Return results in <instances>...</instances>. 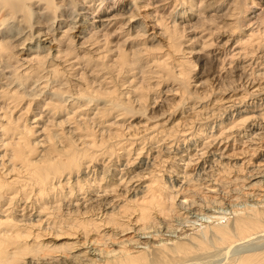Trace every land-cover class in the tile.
Masks as SVG:
<instances>
[{
    "label": "rangeland",
    "instance_id": "rangeland-1",
    "mask_svg": "<svg viewBox=\"0 0 264 264\" xmlns=\"http://www.w3.org/2000/svg\"><path fill=\"white\" fill-rule=\"evenodd\" d=\"M41 1L42 0H32L28 3L32 14L27 15L26 19L23 18L22 21H19L22 17V13L20 11L13 13V15H6V12L8 10H5L4 8L0 9V21L1 18L7 17L4 24L0 25V43L3 45H9L10 53L12 55L14 54L13 59H17L19 64L20 62L24 63L23 66H21L20 68L18 67V71L20 72L21 70H23L22 68L26 66H30L31 69H33L32 67L35 66L34 61L29 60L31 54L34 55V53H37V49H34L35 47L33 46L35 45V42H33L34 40L39 39L41 45L44 44L46 48L51 47V51L53 52V54L55 53L54 50L63 51L65 50V48H70V42H74L73 47H76V53H79V56L82 57L79 58L78 63L74 65L75 69L67 70V73H70L71 75L64 74L63 76L64 79H66L65 81H67V85H71H68L70 86L69 89L71 88V91H80L84 93V97L83 99L81 98V100L78 101V104L82 103V106L77 108L81 111H77L76 113H74L75 115L71 113L75 108L72 109L68 104H65L63 106L60 105L61 107H59L56 112L51 110V107H47L46 110H48L49 115L45 114V112H42L41 118L37 120V123H35L34 121L31 122L33 118L38 117L37 115H35L36 111L29 110L28 113L20 118L16 124L19 125V129L22 127L23 123L27 124V126H32V130L35 129L34 133L31 132L28 134V137L26 136L27 139L30 137L32 142H35V148L40 149V146L38 147V144L40 143L48 145L47 148L46 146L42 148L43 152H39L38 156L35 157L34 154H31L30 156H33V159L39 158V154L41 153L46 154L47 156H44L47 158H50V156H55V152L57 151H54V149H57L59 154H62L63 156L56 155V157H62L61 159L65 160L64 152H66L65 150H68V146L66 145L73 142V146L71 145L72 150L71 147H69L70 151H74V149L75 151H77V146L79 147V149L81 147V151H83V149L85 148L81 146L80 143L83 141L82 139L84 138V135L89 132L93 135L96 134L95 139L97 140V138L99 139L100 136L98 135V132L101 131V129H105L102 133V137L105 142L101 146L99 145V147L95 148L94 150H96V153L99 152V150L105 151L102 153V155L96 156L93 162H91V166L96 165L94 174L90 172L87 175H82V172L84 173L85 171V168L83 166L87 163V160L85 158L80 159V157L77 156L79 166L72 165L74 174H72L73 176L71 175L69 177L68 183H66L67 181L65 182V178L62 179V177L60 178V183L58 186L56 182H54L53 185L45 184V186L31 182L32 180H30L28 181V185L23 189V191L20 190V194L18 193L19 200H21L20 204L25 202V208L20 211V209H22L21 205L17 207L15 206V204H12V206L10 205V208L13 209V218L22 219L17 223V231L19 230L18 234L20 235L21 233L22 235H20L21 239L19 238L20 242L22 243L26 241L27 243L25 242V244H27L28 246H25H30L28 249L26 247L23 248V251L25 252H22L25 253V257L23 254L22 255L24 258H21L22 256L19 257L18 261H23L20 262V264H26V261H29L30 259H33L32 264H60L59 259L62 258L61 256H68L69 254L75 253V250H79L80 248L87 251L91 249V247L100 248L102 251H106L111 248L130 249L132 244L138 238L134 233L135 227L146 224L148 221H146L145 219L149 220V225H155V227H151L153 234L152 241H155V243H147L144 253L137 259L133 260L130 264H236L237 261H239L246 255L253 253L264 254V224L247 237H240L241 239L235 237V239L233 238L232 241L225 244L223 243V245H221L222 243L218 245L214 243V245H212V242L209 244L206 250L204 249L203 251L193 249L190 252L191 254L189 253L186 254L187 256H185L182 254H174L176 253L174 251L172 254L170 250H161L160 247L156 245V240L160 241L162 239L161 236L165 237L161 230L163 232L165 231L164 226L165 224H167V222H171V217L173 218L171 223L174 222V225L171 224L170 227L178 228L181 223H186L184 221L186 220V217H183L187 212L182 213L181 210L179 211V213L175 212L174 214L173 211H169L168 213V210H165L167 213L165 212L164 214L161 212V215V213H158L154 209V207L149 204L151 208L148 209V214L151 217L147 216V218L141 220L138 216V212H140V209L138 208H140L144 204H148L146 202L149 198H146V196H142V193L145 192L144 189H146V185L153 186L154 189L156 187V190L158 189L157 193L162 192L159 194V197L161 198V200L164 197L163 201L167 206V204H170L171 200L168 199V194L172 195L174 201L178 197V195L174 196V189L169 186L170 184L173 183L177 187L178 184L179 186L196 187L197 190L202 189V191H205L213 190L210 189L207 185H210L211 182L215 181L219 186L217 192L220 191L219 193H221L220 196L223 200H221L223 204L220 205L217 210L228 213L227 215L229 216L232 215L230 212V208L233 204L235 205V208H238L241 206V204L247 201L251 204L254 201L245 199L243 193L245 192V190L247 192H250V190L252 191V189L256 192L259 190V188H256L257 185H251L249 188L248 184L252 181H249L248 178H246L245 180L244 175L245 172L247 173L248 170H252L253 167H258L257 165H259L260 167L262 166V164H264V93L262 94V92H264V58H257V56H259L261 52L263 53L264 46L258 47L259 49L257 48V50L254 49V54H252V56L254 55L253 58H255L254 60L256 62L254 63V65H252L254 67L253 69L255 71V74L251 72L252 74L250 73L248 76L249 70L246 73H240V71L236 69H230V67L238 63V60H236L235 58L240 54H237L236 52L240 49L239 47H242V44L238 43L239 40L241 41V39L246 36L245 34L249 33V30L255 28L257 24L259 25L257 26L259 27L260 31L264 27V19H262L264 18V0H182L179 1V5H177V2L175 4L174 1L132 0L133 2H130V0H117L114 1L115 5L111 7H107V5L112 1H109V3L108 1L101 0H51L49 3H47L45 0H43L42 2ZM173 3L176 5V8H173L175 7L172 5ZM181 3L182 5H180ZM54 6L58 7L55 8ZM181 6L186 8L187 12H189V15L192 16H195L200 11L202 13L200 17L202 18H199V20L197 21H195V18H193V20L188 23L191 25L187 26L188 28H186L185 31L180 33L177 32V35L173 36V38L171 39L167 35L170 31H164V28H166L167 21L170 20L171 14H174L176 11H180ZM102 9H104L105 11H102ZM118 9V12L124 14L121 15L119 19H117L118 21L117 23H115V26L117 27V24L119 23V27L121 28L116 29L113 33L110 32V34L104 35V43L103 39L101 40V32H103L104 30L101 27H95V25L98 23L95 20L99 15L102 16L105 15L106 12H112ZM254 14H259L258 16L261 18L259 19V22L257 21V23L255 21V17H257V15L254 17ZM33 18H35L34 20L39 19L42 22L39 24H35L37 22H33L32 26L30 27L29 25L32 23ZM179 19L180 18H178V20ZM205 19L206 21H204ZM169 25L170 24H168V26ZM190 26L195 28L192 29ZM66 27H71V30L68 33H61V31ZM20 28H23L24 30L19 33ZM29 28H32V31ZM38 29H41L40 31L42 32H44V30L46 31L43 34H37ZM111 30L113 31L114 28H111ZM180 30L181 27L177 31ZM29 31H31V33ZM261 32L259 34L256 33L257 36L256 34H253V36L251 37V40L253 39V41H249L251 46L247 42L246 45L244 44V47L250 46L251 49L254 48L253 46L256 42V38L261 35ZM173 33L174 32H171V35H173ZM263 35L264 30L262 32L261 38L264 37ZM26 36H28V38ZM66 36L71 37L69 43ZM24 39H26V41ZM210 39L211 41L214 40L212 44L213 46L215 45L214 42L221 43L223 40H228L224 48L227 49V54L224 57V68L219 67L220 65L218 64V62H213V60H210L209 57H207L206 62H202L201 60H199L203 53H206L210 48H213L212 45L207 47L204 46V43L206 41L209 42ZM21 45H24V47ZM176 45H179L180 50L174 52V48L176 47ZM69 55L67 53L63 55L61 54L59 56L60 58H58L56 62L58 63L59 60L62 61L63 59L67 58L66 63L64 61L61 63H63V65L68 64V62L72 61V58L70 57L73 56V53ZM233 55L235 56V58ZM182 56H184L183 59L188 60V63L190 61H192V63L188 64L183 60V63H179L178 60H180ZM61 57L63 58L61 59ZM23 60H27V62H24ZM229 60H232L231 63H228ZM160 61L161 64L159 65L158 62ZM176 63L177 65L181 64V66H177ZM162 64H167L168 66L175 64L176 70L171 68L166 70L162 67ZM120 65H122L123 68L121 73L119 72V74L118 70H120ZM60 66L61 65L59 64L57 68H60ZM179 67H182L180 70L185 71L183 72L184 76H180V74L178 73L179 71L177 70L179 69ZM126 69L128 71L123 72V70ZM230 70H232L233 72H230V74L226 73ZM43 72L44 70L38 73H33V70H31L27 73V75L29 76V78L26 79V84H28L29 86H27V89L31 88L34 85L33 80L37 75L39 77L43 76ZM76 72H79V75L81 73V75L77 77L78 74H76ZM176 72L179 74V76L176 75ZM74 74H76V76H74ZM101 76H105L106 78L102 79L103 77L101 78ZM132 76H134L135 78ZM100 79L102 80L100 81ZM130 79L132 80L129 82ZM184 79H187V81H185ZM244 80H246L247 82H245ZM248 80H250L251 83H249ZM1 81L3 82L5 81V79H1ZM88 82L95 83L92 84ZM83 84L85 85V87ZM92 85H94L95 87L97 85V87H102L108 90L113 89L112 91L114 94L112 93L111 96L117 98V95L119 97V101H121L122 99H126L128 101L126 107L132 108V111H135V108L136 112L133 114L132 112L130 113L125 112L124 110L115 109L112 111H108L105 114L101 113L102 115L95 114L96 117L93 116V102L86 103L88 91L90 89L97 88ZM128 90H134V94L132 92L128 93ZM191 90L195 91L192 95H189V91ZM18 91L21 92L22 89ZM260 92V96L263 97L261 99H259L258 95ZM155 95L157 97L156 101L158 102V104L160 103L161 106H155L153 104L152 98L155 97ZM188 95L190 97H188ZM138 96L140 98L143 96L144 100L142 99L143 101H139L140 99ZM21 98L20 100H18V103H16L17 105L14 108L13 118L18 115L17 113L19 112V109L23 108V106L25 105V103H23L27 100L25 98L29 97L21 96ZM163 100L164 102H162ZM0 104H2V102H0ZM85 104H87L88 106ZM138 106L140 107L139 109ZM77 109H75V111ZM260 111L263 112V114ZM195 113L197 116L195 115ZM260 113L262 115L257 117V115ZM80 114H82V117ZM65 115H69L68 120L71 119L70 122L68 120L67 122L66 119H64L66 117ZM252 115L253 117H251ZM246 116H249L250 119H248V122L246 121L245 123L243 122V119ZM46 117H48L49 119ZM46 119L49 121L45 122ZM191 119L198 123H196V127L188 128L189 125H191ZM65 121L67 123H65ZM77 121L79 122L77 123ZM68 123L72 126L67 127ZM95 123H97V125ZM148 123L152 125L157 124L155 127H152L153 131L159 129L165 130L158 133V135L154 139H146L143 144V141H140L139 139H137L136 144L134 143L133 145H131L127 143L128 145L126 144L125 146L129 150H127V152H122V146L120 148L114 146L113 149H115L117 155H109V151H111L110 146L114 142H116L117 139L121 138V134H123L124 136L126 134L130 135L134 133V131L143 129L144 126H146ZM184 123L186 126L184 125ZM128 124H130V126ZM41 126L45 128V131H43V133L40 132ZM61 126L63 128H61ZM75 126L78 128V130H80L79 132L75 131ZM69 127L72 128L73 131V133H69L71 135H69L68 133L63 134L59 132L62 131V129L65 131ZM92 128L94 129V131H92ZM171 129L173 133L170 132ZM182 130H185L187 133ZM147 131L140 132L139 135L143 136L147 134L145 133ZM58 132L59 135H57ZM177 132L179 136L178 134H175ZM182 132H184L185 134H183ZM256 132L257 135H255ZM165 133H167V135ZM67 134L68 136H66ZM174 134L175 137L172 136ZM170 135L172 138H170ZM136 136H134V138H136ZM166 136L168 138L167 140L165 139L164 141H162L161 147L164 146L163 144H165V146H169V148L172 150H170L169 155L168 152L165 151L163 152L164 155L160 153L155 157V155L157 154L155 149L158 148L156 146H159L161 139ZM183 136H185V140H182L184 138ZM41 137L43 138L41 139ZM78 137L79 139H77ZM64 138L66 139L64 140ZM176 138L177 140L180 139V141L175 140ZM57 139L59 141L61 140V142H59ZM155 140L158 141L156 142ZM171 141H173L172 146L170 144ZM174 143H176L175 146ZM204 144H206V146H200ZM139 145L141 149H138ZM260 145H263V148H260ZM50 147L52 148L50 153H45V150L49 151ZM60 148L61 150H59ZM210 149H213V152ZM60 151L63 153H60ZM81 151L79 150L78 153H81ZM199 153H203V155L201 154V156ZM220 153L225 157H218ZM118 155L119 158L118 161H116L115 159L116 157H118ZM185 156L191 157L190 159L192 160L188 162V159ZM166 157L169 159H167ZM212 158H214L215 160ZM218 158L220 159L218 160ZM225 160L227 161V163ZM213 161L214 163H212ZM125 162L127 163V165L123 167ZM102 164H106V168H104L106 170L103 174L101 169ZM149 164L151 165L149 166ZM218 164L220 166L222 164V167L224 168L222 171H220L222 167L220 168ZM152 165L155 167H153ZM172 167L174 168V170ZM170 168H172V171ZM243 168H246L247 170L245 171V169ZM75 171L77 172V174ZM172 172L175 173L177 177L175 174L173 175ZM179 173H184L182 175L183 177H185V181L181 180L182 175H180ZM185 174H189V176H185ZM205 174L207 175L205 176ZM66 176H68L67 173ZM75 176L77 177L75 178ZM94 176H96L95 179ZM211 176L215 178H211ZM129 177L130 180H128ZM174 177L177 178L175 180L180 179L181 181L179 180L174 183L173 181L175 180L172 181ZM237 177H240V179H238ZM212 179L215 180L212 181ZM235 179L239 181H234ZM75 180L77 182L79 181L78 183L80 185H77L78 183ZM241 181L244 183H242ZM201 182H204V184H202ZM236 182L238 184L241 183L240 186H236L238 185ZM200 184L202 186H200ZM233 186L237 187L235 193H232L233 191H230ZM158 187H160L162 191L159 192ZM80 188L81 190H79ZM263 192L264 186L261 190H259V193L264 195ZM209 194L214 193L213 191H209ZM26 196L29 198L28 202L26 200H23L27 199ZM94 196L97 198H95ZM108 199H113L110 207H106L105 204L106 202H108ZM77 200L78 202H76ZM241 200H243V202ZM171 203H173V201H171ZM4 205L5 204H3V206ZM178 214L181 215L178 216ZM166 218L167 220H165ZM221 222L222 224H225L227 220L221 219ZM156 229H159V231ZM157 232L159 234H157ZM160 233L163 235H161ZM103 234L106 235L103 236ZM154 234L158 235L159 238L157 236L156 238ZM209 236L210 235H208V241H210L211 237ZM174 237L172 238L177 240L180 239L179 241H188H186L182 237V235H176ZM82 238L89 239V241L92 240V243H88L87 245L81 247L82 245H80V243L78 244V242L79 240L81 241ZM213 238L214 237H212L211 239L213 240ZM94 242L97 243L93 245ZM39 245L44 246V248L40 249ZM46 246L47 248H45ZM37 247L39 249H37ZM35 254L38 255L35 256ZM29 255L31 258H29ZM58 256L59 259H57ZM47 258L56 259V261L47 263ZM88 258L94 261L99 259L98 257L92 256L90 254H88ZM114 258L115 257L113 256H106L104 259L105 261L103 259H99L95 263L112 264L114 262L113 264H120L117 262V260H114ZM24 260L26 261L24 262Z\"/></svg>",
    "mask_w": 264,
    "mask_h": 264
},
{
    "label": "bare ground",
    "instance_id": "bare-ground-1",
    "mask_svg": "<svg viewBox=\"0 0 264 264\" xmlns=\"http://www.w3.org/2000/svg\"><path fill=\"white\" fill-rule=\"evenodd\" d=\"M32 1V0H0V9L1 8H4L5 10H8L6 12V15L7 14H10V15H13V13L15 12H18L20 11L22 13V17L19 21H22L23 18L26 19L27 15H31L32 12H31V9H30V6L28 5V3ZM43 1V0H42ZM41 1V2H42ZM47 3H49L51 0H45ZM54 1V0H53ZM60 1H64V0H60ZM83 1V0H82ZM101 1H112L110 4L107 5V7H111L113 5H115V2L114 1H117V0H101ZM134 1V0H133ZM132 0H130V2H133ZM136 1V0H135ZM161 1H174L175 4L177 2V5H179V1H182V0H161ZM174 3L172 4L173 8H176V5ZM171 5V6H172ZM182 5V3L180 4ZM192 6V5H191ZM190 6V7H191ZM55 7V6H54ZM58 7V6H56ZM55 7V8H56ZM183 6H181L180 8V11H176L174 14H171V18L170 20L167 21V26L166 28H164L165 30L164 31H170L167 35L169 36V38H173V36L177 35V32H183L186 30V28H188L187 26L191 25V24H188L189 22H191V20H193V18H195V21L199 20V18H202L200 17L201 16V12L199 11L195 16H192V15H189V12H187V9L186 8H182ZM192 8V7H191ZM190 9V8H189ZM55 10V9H54ZM229 10V9H228ZM102 11H105L104 9H102ZM107 11V10H106ZM118 10L116 11H112V12H106L105 15H102V16H97L98 18L95 20L96 22H98L95 27H101L104 31L101 32V40L103 39L104 43H105V37L104 35L106 34H110L115 32L116 29H119L121 27H119V23L117 24L118 26L116 27L115 26V23H117V19H119L121 17V15H123L122 13L118 12ZM240 12V11H239ZM253 12V11H252ZM237 13V12H236ZM235 13V14H236ZM34 14V12H33ZM231 15V14H230ZM257 15V17H255ZM259 14H254V17H255V21L257 23V21L259 22V19H261L259 16ZM237 17V15H236ZM235 17V18H236ZM178 18H180L178 20ZM7 19V17H3L1 18V21H0V25L1 24H4L5 20ZM35 18L32 19V23L29 25L30 27L32 26L33 22H37L35 24H39L41 23L42 21L39 20V19H36L34 20ZM53 19V18H52ZM79 19V18H78ZM208 19V18H207ZM211 19V18H210ZM213 19V17H212ZM264 19V18H262ZM30 20V19H29ZM34 20V21H33ZM130 20V19H129ZM178 20V21H177ZM237 20V19H236ZM31 21V20H30ZM194 21V22H195ZM206 21V19L204 20ZM203 21V22H204ZM238 21V20H237ZM254 21V22H255ZM120 22V21H119ZM192 22V23H194ZM215 22V21H214ZM121 23V22H120ZM213 23V22H212ZM238 23V22H237ZM263 23V22H262ZM168 24H170L168 26ZM197 24V23H195ZM258 25V24H257ZM256 25V26H257ZM70 26V25H69ZM122 26V25H121ZM255 28H252L251 30H249V33L245 34L246 38L244 39H241V41L239 40L238 43L242 44V47H239L240 49L237 50V54H240L238 55L236 58L234 56V58L236 60H238L236 64L232 65L230 67V69H236L238 71H240V73H246L248 70V76L249 74L252 72L255 74V71H254V67L252 65H254L255 62V58H253L252 54H254V49L257 50L258 47L260 46H264V37L261 38V35H262V32L264 30V27L262 28V32L259 30V25ZM181 27V30L180 31H177L179 30ZM191 27V26H190ZM198 27V26H197ZM111 28H114V30L112 31ZM192 29H194L193 27H191ZM3 29V28H2ZM30 29V28H29ZM32 29V28H31ZM30 29V30H31ZM24 29L20 28L19 29V33L22 32ZM41 29H38L37 30V34H43L45 33L46 30H44V32L40 31ZM71 30V27H66L64 28L61 33H68L69 31ZM109 30V31H108ZM32 31V30H31ZM31 31H29L31 33ZM192 31V30H191ZM3 32V31H2ZM92 32V31H91ZM171 32H174L173 35H171ZM261 32V35H259L257 38H256V42L254 44V48H250L251 44L249 43V41H253V39L251 40V37L253 36V34H259ZM29 33V34H30ZM95 33V32H94ZM97 33V32H96ZM33 34V33H32ZM256 34V36H257ZM63 36V35H62ZM264 36V35H263ZM28 38V36H26ZM67 39H68V43H69V40L71 37H68L66 36ZM26 38V39H27ZM182 38V37H181ZM26 39H24L26 41ZM60 39V38H59ZM168 39V38H167ZM169 39V40H171ZM189 39V38H188ZM34 40V39H33ZM194 40V39H193ZM23 41V40H22ZM24 41V42H25ZM213 41H210L209 42H205L204 46H210L213 44ZM220 41V40H219ZM33 42H35V45H33L35 48L34 49H37V53H34V55L31 54V56L29 57V60H32L34 61L35 63V66H33L31 69L30 66H26L24 68H22L23 70H21L20 72L18 71V67L20 68L21 66H23L24 63H21L20 64L18 63L17 59L14 60V54L12 55L10 53V48H9V45H3L0 43V102H2V104H0V264H20V262H23V261H18L19 260V257L22 256L21 258H24L25 257V251H23V248H25L26 246H28L27 244H25V242H20V239H21V233L20 235L18 234V231H17V223L20 222L22 219H14L13 218V209L10 208V205L12 206V204H15V206H20L22 207V209H20V211H22L26 204L22 203L20 204L21 200H19V195L18 193L20 194V190L23 191V189L28 185V181L32 180L31 182H34V183H38L40 185H45V184H52L54 182L57 183V186L59 185L60 183V178L62 177V179L65 178V182L68 183L69 182V177L74 174V171L72 170L73 166H79L78 164V158L77 156L80 157V159L82 158H85L87 160V163L83 166L85 168V171L84 173L82 172V175H87L88 173H92L94 174L96 168L95 166L96 165H93L91 166V162H93L94 158H96V156H100L102 155V153L105 151V150H99V152L96 153V150H94L95 148L99 147V145L101 146L105 140L103 139V131L105 130H102L98 132V135L99 136V139L97 138V140L95 139V135H93L92 133H86L84 135V138L82 139L83 141L80 143L81 146H83L85 149H83V151H81V147L79 149V147L77 146V148L81 151V153H78L79 150L77 149V151H70V148L71 147V150H72V146H73V142L66 145L68 146V150H65L66 152H64V159L65 160H62L61 158H57L56 155H62V154H59L58 150L57 149H54V151H57L55 152V156H50V158L48 157H45L47 156L46 154H39V158L37 159H33L34 157L33 156H30L31 154L38 156V153L42 151V148L44 146H46V148L48 147V145H44L43 143H40L38 144V147L40 146V149L38 148H35L34 145H35V142H32V140L30 139V137L27 139L26 136L28 137L29 133L31 132H35V129H33L32 126H27V124L23 123L22 127L19 129V125L16 124L17 121L22 118L26 113H28V111L30 110H34L36 111L35 115H37L38 117L37 118H33L31 122H35L37 123V120L41 118V114L42 112H45V114H48V110H46V108L48 107H51L50 109L53 110L54 112H56V110H58L59 107L65 105V104H68L70 106V108L72 109H77L79 107L82 106V103H79L78 104V101L81 100V98L83 99L84 97V93L78 91H71L69 89V87L71 86H68L67 85V81H65L66 79H64V74L67 75V74H70V73H67V70L68 69H75L74 65L76 63H78V60L79 58H81L82 56H79V53L77 54L76 53V47H73L74 46V42H70L71 43V46L70 48H65V50H54L55 53L53 54V52L51 51V47H48L46 48L43 45H41L40 43V40H34ZM93 42V41H92ZM175 42V41H174ZM228 40H223L221 43L219 42H214L215 45L213 46V48H210L208 50V52L206 53H203V55H201V58L199 60H201L202 62H206L207 61V57H209L210 60H213V62H218V64L220 65L219 67H222L224 68V61H225V55L227 54L226 53V50L227 49H224L226 44H227ZM250 44L249 47H244L246 44ZM32 43V42H31ZM82 43V41H81ZM167 43V42H166ZM254 43V42H253ZM24 44V43H23ZM238 44V45H240ZM245 44V45H244ZM29 45V44H28ZM15 46V45H14ZM24 47V45H21ZM202 46V45H201ZM173 47V46H172ZM175 47V46H174ZM101 48V47H100ZM203 48V47H202ZM248 48V49H247ZM12 49V48H11ZM26 49H27V46H26ZM259 49V48H258ZM261 49V48H260ZM180 50L179 49V45L174 48V52ZM243 50V51H242ZM255 50V51H256ZM259 51V50H258ZM19 52V51H18ZM62 52V53H61ZM75 52V54H74ZM104 52V51H103ZM257 52V51H256ZM71 54L73 53V56L70 57L72 58V61L71 60H68V61H71V62H68V64H64L61 63V62H67V58L63 59L62 61L59 60V62L57 63L56 61L58 60V58H60L59 56L62 54ZM235 53V52H234ZM235 53V54H236ZM258 53V52H257ZM84 54V53H83ZM117 54V53H116ZM121 54V53H120ZM201 54V53H200ZM100 55V54H99ZM168 55V54H167ZM65 56V55H64ZM70 56V55H69ZM102 56V55H101ZM120 56V55H119ZM170 56V55H169ZM231 56V55H230ZM232 56V57H233ZM99 57V56H98ZM121 57V56H120ZM184 56H182L180 58L179 63L183 61L187 62L188 63V60H185L183 59ZM206 57V58H205ZM264 58V51L263 53L261 52V54H259V56H257V58ZM63 57H61L62 59ZM97 59V58H95ZM232 59V58H231ZM28 60V61H29ZM88 60V59H87ZM119 60V58H118ZM24 62L27 60H23ZM102 61V60H101ZM190 61V60H189ZM232 60H229L228 63H231ZM176 62V61H175ZM15 63V65H14ZM178 63V62H177ZM176 63V65H177ZM183 63V62H182ZM189 63H192V61H190ZM188 63V64H189ZM59 64L61 65L60 68H57L59 66ZM158 64L160 65L161 64V61L158 62ZM261 64V63H260ZM105 65V64H104ZM163 68L168 70V69H175L176 65L173 64V65H170L168 66L167 64H162ZM214 65V64H213ZM177 66H181V64H178ZM261 66V65H260ZM104 67V66H103ZM120 70H118V73L122 71V68L123 66L120 65ZM161 67V66H160ZM192 67V66H191ZM214 67V66H213ZM107 68V66H106ZM156 68V67H155ZM178 68V67H177ZM182 67H179V69L177 71H179L178 73L180 74V76H184L183 70H180ZM27 69V70H25ZM144 69V68H143ZM184 69V67H183ZM187 69V68H186ZM211 69V68H210ZM219 69V68H218ZM33 70V73H38L40 71H43L44 70V74L43 76L39 77L38 75L36 76V78L33 80V86L29 89H27V86L28 84H26V79L29 78V76L27 75V73L29 71ZM100 70V69H99ZM176 70V69H175ZM221 70V69H220ZM226 70V69H225ZM23 71V72H22ZM28 71V72H27ZM124 71H128L127 69L126 70H123ZM170 71V70H169ZM221 72V71H220ZM230 72H233L232 70H230L229 72H226V73H229ZM20 73V74H19ZM119 73V74H120ZM126 73V72H125ZM123 73V74H125ZM148 73V72H147ZM177 73V72H176ZM176 74L179 76V74ZM215 73V72H214ZM251 73V74H252ZM257 73V72H256ZM263 73V72H261ZM260 73V74H261ZM5 74H8V75H5ZM76 74H78L77 77H79L81 75H79V72ZM76 74H74V76H76ZM26 75V76H25ZM71 75V74H70ZM69 75V77H70ZM100 75V74H99ZM245 75V74H244ZM259 75V74H258ZM262 75V74H261ZM264 75V74H263ZM72 76V77H74ZM166 76V75H165ZM234 76V75H233ZM68 77V78H69ZM103 77V78H102ZM134 77V76H132ZM213 77V76H212ZM259 77V76H258ZM44 78V79H43ZM76 78V77H75ZM102 79H105L106 77L105 76H101ZM110 78V77H109ZM135 78V77H134ZM252 78V77H251ZM250 78V80H251ZM1 79H5V81H1ZM31 79V78H30ZM42 79V80H40ZM74 79V78H72ZM100 79V81L102 80ZM111 79V78H110ZM116 79V78H114ZM133 79V78H132ZM130 79L129 82L132 80ZM158 79V78H157ZM208 79V78H207ZM211 79V78H210ZM249 79V78H248ZM254 79V78H253ZM252 79V81H253ZM185 80V79H184ZM204 80V79H203ZM206 80V79H205ZM249 81V83H251ZM255 80V79H254ZM39 81V82H38ZM77 81V80H76ZM88 81V80H87ZM97 81V80H96ZM99 81V80H98ZM109 81V80H108ZM187 81V79L185 80ZM245 82H247L246 80H244ZM115 82V81H114ZM205 82V81H204ZM255 82V81H254ZM88 83H92V82H88ZM87 83V84H88ZM95 83V82H93ZM92 83V84H93ZM194 83V82H193ZM98 84V82H97ZM247 84V83H246ZM84 85V84H83ZM95 85V84H94ZM92 85V86H94ZM140 85V84H139ZM262 85V84H261ZM101 86V85H100ZM250 86V85H249ZM29 87V86H28ZM85 87V85H84ZM95 87V86H94ZM97 87V85H96ZM95 87V88H96ZM137 87V86H136ZM145 87V86H143ZM224 87V86H223ZM135 88V87H134ZM139 88V86H138ZM22 89L21 92H19L18 90ZM84 89V88H83ZM116 89V87H115ZM114 89V90H115ZM142 89V87H141ZM167 89V88H166ZM257 89V87H256ZM100 90V91H98ZM113 90V89H112ZM112 90H108V89H104L102 87H97L96 89H90L88 91V95H87V101L86 103L88 102H93V116L96 117L95 114H105L106 112L108 111H112V110H124L125 112H132L133 114L136 112V109L134 108L135 111H132L133 109L132 108H128L126 107V104L128 103V101L126 99H122L121 101L118 100V96L116 95L117 98H114L111 96V94L113 93ZM169 90V89H168ZM103 91V92H102ZM195 90H191L189 91V95H192L194 93ZM130 92H134V90H128V93ZM125 93V92H124ZM214 93V92H213ZM264 92H262L263 94ZM114 94V93H113ZM134 94V93H133ZM142 94V93H141ZM166 94V93H165ZM261 92L258 94L259 95V99L263 98L262 96H260ZM127 95V94H126ZM175 95V94H174ZM188 95V97H190ZM205 95V94H204ZM21 96H26V97H29V98H25L27 99L26 101H24L23 103H25V105L23 106V108L19 109V112L17 113L18 115L13 118V114H14V108L15 106L17 105L16 103H18V100H20ZM139 97V96H138ZM23 98V97H22ZM21 98V99H22ZM206 98V97H205ZM69 99V101H68ZM139 101H141L142 99L144 100V97L142 96L141 98L139 97ZM153 100V104L155 106H161V104L156 101L157 100V97L155 95V97L152 98ZM187 99V98H186ZM185 99V100H186ZM24 100V99H23ZM142 100V101H143ZM159 101V100H158ZM130 102V101H129ZM160 102V101H159ZM164 102V100L162 101ZM260 102V100H259ZM258 102V103H259ZM61 105V106H60ZM74 105V106H73ZM87 105V104H85ZM19 106V105H18ZM17 106V107H18ZM88 106V105H87ZM263 106V105H262ZM261 106V107H262ZM153 107V106H152ZM140 107L138 106V109ZM75 109L71 112L72 114L76 113L77 111H81L79 109H77L75 111ZM260 109V108H259ZM96 110V111H94ZM221 110V109H220ZM18 111V110H17ZM61 111V110H60ZM195 111V110H194ZM209 111V110H208ZM92 112V111H90ZM261 112V111H260ZM191 113V112H190ZM207 113V112H206ZM263 114V112H261ZM258 114V116L262 115V114ZM71 114V115H72ZM84 114V113H83ZM101 114V115H102ZM123 114V113H121ZM49 115V114H48ZM75 115V114H74ZM81 117H82V114H80ZM196 115V113H195ZM45 116V115H44ZM66 116V115H65ZM69 115H67L64 119H66V121L69 119L68 118ZM193 116V115H192ZM197 116V115H196ZM205 116V115H204ZM80 117V118H81ZM94 117V118H95ZM98 117V116H97ZM247 117V116H246ZM244 118L243 119V122L246 123V121L248 122V119L249 116L247 118ZM253 117V115L251 116ZM48 118V117H46ZM49 119V118H48ZM51 119V118H50ZM79 119V118H78ZM101 119V118H100ZM118 119V118H117ZM263 119V118H262ZM60 120V119H59ZM71 120V119H70ZM70 120H68L70 122ZM240 120V119H239ZM49 120H45V122H48ZM65 121V123H67ZM188 121V120H187ZM262 121V120H261ZM24 122H25V119H24ZM79 121H77L78 123ZM60 123V122H59ZM196 121L192 120L191 119V125H189L188 128H191V127H196ZM83 124V123H82ZM93 124V123H92ZM97 125V123H95ZM94 124V125H95ZM98 124H99V121H98ZM252 124V123H250ZM59 125V124H58ZM61 125V124H60ZM130 126V124H128ZM157 124H147L146 126H144L143 129H140L138 131H134V133L130 134V135H123L121 134V138L120 139H117L116 142H114L110 147H111V151H109V155H113V154H116L117 153L115 152V149H113L114 146H117V147H121L122 149V152L123 151H126L127 152V148L125 147L126 144H131L133 145L134 143L136 144V141L137 139H139L140 141H143L142 144L145 142V140H151V139H154L156 138V136L158 135V133L164 131L165 129H159V130H152V127H155ZM185 125V123H184ZM200 125V124H199ZM232 125V124H231ZM254 125V124H253ZM45 126V125H44ZM47 126V125H46ZM68 126H72V125H69V123L67 124V127ZM128 126V128H129ZM186 126V125H185ZM188 126V125H187ZM242 126V125H241ZM251 126V125H250ZM65 127V126H64ZM67 128L65 131L62 129V131H59L60 133H73L72 131V128ZM163 127V126H162ZM233 127V126H231ZM229 127V128H231ZM246 127V126H245ZM61 128H63L61 126ZM75 131L76 132H79L80 130H78V128L75 126ZM90 128V127H89ZM94 128V127H93ZM92 128V129H93ZM186 128V129H188ZM48 129V128H47ZM81 129V128H80ZM85 129V128H84ZM87 129V128H86ZM233 129V128H232ZM231 129V130H232ZM259 129V128H258ZM61 130V129H60ZM148 130V131H147ZM169 130V129H168ZM201 130V129H200ZM226 130V129H225ZM43 131H45V128L41 126V131L43 133ZM94 131V129L92 130ZM144 131H147L145 133V135H139L140 132H144ZM182 131H185V130H182ZM50 132V131H49ZM59 132L57 133V135H59ZM86 132V131H85ZM108 132V131H107ZM172 129H171V131ZM186 132V131H185ZM190 132V131H189ZM202 132V131H201ZM226 132V131H225ZM224 132V133H225ZM94 133V132H93ZM183 134H185L184 132H182ZM187 133V132H186ZM253 133V132H252ZM262 133V132H261ZM68 134L66 136H68ZM167 135V133H165ZM175 134H178L175 133ZM175 134L172 135L175 137ZM181 134V133H180ZM219 134V133H218ZM227 134V133H226ZM236 134V133H235ZM55 135V134H54ZM71 135V134H69ZM107 135V134H106ZM137 135V136H136ZM190 135V134H189ZM222 135V134H221ZM255 135H257V132L255 133ZM254 135V136H255ZM45 136V135H44ZM49 136V135H48ZM65 136V137H66ZM78 136H81V135H78ZM134 136H136V138H134ZM168 136H169V133H168ZM179 136V134H178ZM223 136V135H222ZM235 136V135H234ZM62 137V135H61ZM60 137V138H61ZM64 137V136H63ZM97 137V136H96ZM120 137V136H119ZM173 137V139H174ZM184 138L182 140H185V136H183ZM189 137V136H188ZM221 137V136H219ZM43 137H41L42 139ZM47 138V137H46ZM167 136L166 137H163L160 141V145L159 146H156L158 148H156V152L157 154L155 155L158 156L160 153L163 154V152H168V155H169V152L170 149L169 146H165V144H163L164 146L161 147L162 145V141H164L165 139L167 140ZM170 138L171 135H170ZM66 138H64L65 140ZM74 139V138H73ZM79 139V137L77 138ZM217 139V138H216ZM225 139V138H224ZM230 139V138H229ZM58 140V139H57ZM68 140V139H67ZM127 140H130V141H127ZM177 140V138L175 139ZM214 140V139H213ZM223 140V139H222ZM247 140V139H246ZM38 141H42V140H38ZM45 141V140H44ZM49 141V140H48ZM59 141V140H58ZM73 141V140H72ZM139 141V142H140ZM156 141V140H155ZM158 141V140H157ZM156 141V142H157ZM177 141H180V139H178ZM212 141V140H211ZM220 141V139H219ZM224 141V140H223ZM252 141V140H251ZM254 141V140H253ZM61 142V140L59 141ZM67 142V141H66ZM70 142H71V139H70ZM75 142V141H74ZM98 142V143H97ZM147 142V141H146ZM184 142V141H183ZM177 143V142H176ZM176 143H174V146L176 145ZM196 143V142H195ZM205 143V142H204ZM208 143V142H207ZM210 143V142H209ZM233 143V142H232ZM58 144V142H57ZM76 144V143H75ZM127 144V145H128ZM159 144V143H158ZM171 146L173 144V141H171ZM220 144V143H219ZM72 145V146H71ZM138 145V144H137ZM146 145V144H145ZM178 145V144H177ZM208 145V144H207ZM56 146V145H55ZM60 146V145H59ZM62 146V144H61ZM200 146H206V144L204 145H200ZM226 146V145H225ZM224 146V148H225ZM261 146V145H260ZM263 146V145H262ZM260 147V148H263V147ZM58 147V145H57ZM140 147V145H139ZM138 149H141V147ZM255 147V146H254ZM257 147V146H256ZM67 148V147H66ZM65 148V149H66ZM76 148V147H75ZM202 148V147H201ZM206 148V147H205ZM217 148V147H216ZM221 148V147H220ZM38 149V150H37ZM107 149V148H106ZM148 149V148H147ZM150 149V147H149ZM148 149V150H149ZM152 149V148H151ZM186 149V148H185ZM198 149V148H197ZM223 149V148H222ZM52 150V148L50 147L49 148V151L45 150V153L48 154V152L50 153V151ZM61 150V148L59 149ZM177 150V148H176ZM207 150V149H206ZM211 150V149H210ZM213 150V149H212ZM211 150V151H212ZM221 150V149H220ZM63 151V149H62ZM129 151V150H128ZM140 151V150H139ZM138 151V153H139ZM142 151V150H141ZM217 151V150H216ZM215 151V152H216ZM224 151V150H223ZM222 151V152H223ZM257 151V150H256ZM43 152V151H42ZM125 152V153H126ZM174 152V151H173ZM182 152V151H181ZM213 152V151H212ZM220 152V151H219ZM218 152V153H219ZM248 152V151H247ZM60 153H63L60 151ZM155 153V152H154ZM183 153V152H182ZM188 153V151H187ZM205 153V152H204ZM209 153V152H208ZM54 154V153H53ZM161 154V156H162ZM200 154V153H199ZM203 155V153H201ZM200 154V155H201ZM45 155V156H44ZM138 155V154H137ZM148 155V154H146ZM164 155V154H163ZM197 155V154H195ZM201 155V156H202ZM208 155V154H207ZM49 156V155H48ZM63 156V155H62ZM154 156V155H153ZM224 156V155H223ZM222 154L220 153L218 155V157L220 158H223ZM31 157V158H30ZM115 157V156H114ZM147 157V156H146ZM168 157V156H167ZM166 157V158H167ZM172 157V156H171ZM187 159V161L189 162L191 157L189 156H185ZM225 157V156H224ZM118 158H119V155L118 157H116V161H118ZM165 158V157H164ZM179 158V157H178ZM198 158V157H197ZM207 158V157H206ZM218 158V160L220 159ZM121 159V158H120ZM148 159V158H147ZM169 159V158H167ZM214 159V158H212ZM217 159V158H216ZM84 160V161H86ZM166 160V159H165ZM196 160V159H195ZM198 160V159H197ZM215 160V159H214ZM223 160V159H222ZM115 161V162H116ZM164 161V160H163ZM226 161V160H225ZM80 162V161H79ZM126 162H127V159H126ZM124 163V166L125 167L127 165V163ZM143 162V161H142ZM162 162V161H160ZM159 162V163H160ZM264 162V161H263ZM102 163V162H101ZM139 163V162H138ZM158 163V164H159ZM164 163V162H163ZM162 163V164H163ZM214 163V161L212 162ZM216 163V162H215ZM219 163V162H217ZM221 163V162H220ZM225 163V162H224ZM227 163V161H226ZM225 163V164H226ZM233 163V162H232ZM261 163V162H259ZM123 164V163H122ZM187 164H190V163H187ZM243 164V163H242ZM258 164V162H257ZM73 165V166H72ZM83 165V164H82ZM151 164H149L150 166ZM155 165V163H154ZM167 165V164H166ZM195 165V164H194ZM219 165V164H218ZM228 165V164H227ZM226 165V166H227ZM231 165V164H230ZM264 164H262L263 166ZM153 166V165H152ZM185 166V165H184ZM188 166V165H187ZM199 166V165H198ZM220 166V165H219ZM224 166V167H226ZM258 167H253L252 170H248L247 173L245 172V175H244V179L246 180V178L249 179V181H252L251 183H249V188L251 185H257L256 188L258 187L259 190L262 189V187L264 186V166H260L257 165ZM93 167V168H92ZM155 167V166H153ZM203 167V165H202ZM216 167V166H214ZM218 167V166H217ZM222 167V164L220 166V168ZM234 167V166H233ZM245 167V166H244ZM252 167V166H251ZM106 164H102V174L105 172L106 169ZM173 168V167H172ZM172 168L171 171H172ZM206 168V167H205ZM204 168V169H205ZM212 168V166H211ZM210 168V169H211ZM231 168V166H230ZM237 168V167H236ZM247 168V167H246ZM246 168H243L245 169V171L247 170ZM184 169V168H183ZM217 169V168H216ZM224 168L222 167V169L220 171H222ZM234 169V168H233ZM77 170V169H75ZM174 170V168H173ZM200 170V169H199ZM208 170V169H207ZM213 170V169H212ZM238 170V169H237ZM241 170V169H240ZM120 171V170H119ZM164 171V170H163ZM170 171V172H171ZM185 171V170H184ZM204 171V170H203ZM239 171V170H238ZM65 172V173H64ZM76 172V171H75ZM156 172V171H155ZM205 172V171H204ZM213 172V171H212ZM242 172V171H241ZM66 173L68 174V176H66ZM169 173V172H168ZM173 173V172H172ZM189 173V172H188ZM206 173V172H205ZM219 173V172H218ZM222 173V172H221ZM77 174V172H76ZM170 174V173H169ZM168 174V175H169ZM175 173H173L174 175ZM180 174V173H179ZM184 173H181L180 175H182ZM167 175V176H168ZM176 175V174H175ZM189 174H185V176ZM207 174H205L206 176ZM210 175V174H209ZM212 175V174H211ZM222 175V174H221ZM243 175H242V178H243ZM73 176V175H72ZM162 176V175H161ZM171 176V175H170ZM187 176V177H188ZM213 176V175H212ZM211 178H215V177H212ZM228 176V175H227ZM77 176H75L76 178ZM93 177V176H92ZM96 176H94V179H95ZM177 177V175H176ZM176 177H174L173 180L177 179ZM208 177V176H207ZM206 177V178H207ZM236 177V176H235ZM241 177V176H240ZM240 177H237L238 179H240ZM143 178V177H142ZM169 178V177H168ZM171 178V177H170ZM185 177H183L182 175V179L181 180H184ZM201 178V177H200ZM92 179V180H94ZM123 179V178H122ZM218 179V178H217ZM234 179V178H233ZM247 179V180H248ZM91 180V179H90ZM130 180V177L129 179ZM140 180V179H139ZM156 180V179H155ZM180 180V179H179ZM179 180H175L173 181L174 183H176L177 181ZM180 180V181H181ZM215 180V179H212V181ZM229 180V179H228ZM243 180V179H242ZM76 181V180H75ZM159 181V180H158ZM201 181V180H200ZM204 181V180H203ZM207 181H210V180H207ZM217 181V180H216ZM234 181H239V180H234ZM77 182V181H76ZM79 182V181H78ZM77 182V183H78ZM162 182V181H161ZM183 182V181H182ZM230 182V181H229ZM233 182V181H232ZM242 182V181H241ZM127 183V182H126ZM151 183V182H150ZM155 183V182H154ZM153 183V184H154ZM159 183V182H158ZM157 183V184H158ZM181 183V182H180ZM202 183V182H201ZM237 183V182H236ZM244 183V182H242ZM184 184V183H183ZM204 184V182L202 183ZM207 184V183H206ZM238 184V183H237ZM241 183H239L238 185L236 186H240ZM77 185H80L79 183ZM156 185V184H155ZM154 185V186H155ZM199 185V184H198ZM232 185V184H231ZM46 186V185H45ZM158 186V185H157ZM170 187H172L173 189V193H174V196H177V199L174 201L173 200V197L172 195L168 194V199H171L170 200V204L167 206L165 205L164 201H163V198L161 200V198L159 197V194L162 193L160 191H162V189L160 187L159 188V192L160 193H157L158 189L156 190V187L154 189L153 186H149V185H146V189L145 192L142 193V196H146V198H149L148 201L146 203L148 204H144L142 205L138 212V216H139V219L143 220L145 218H147V216H150L148 214V209L152 207H154V209L158 212V213H164L168 210V213L169 211L172 212L175 214V212H178L182 210V213H186V215H184L183 218L186 217V220H184L186 223H179L180 226L177 227H170L172 220L173 218L171 217V222H167V224H165L164 228H165V233L161 230V232L165 235L164 236H161L162 239L160 241H157L156 240V245H158L160 247L161 250H164V251H168L170 250V252L173 254V251L176 252L174 254H182V255H185L187 256L186 254H189L193 249L194 250H203L204 249L206 250V248L209 246L210 243L213 242L212 245L215 244H221L223 245V243H227V242H230L232 241V239L235 237L237 238H240V237H247L248 235H250L252 232H254L255 230H257L258 228H260L261 226H263L264 224V195L259 193V190L258 191H252L250 190V192H247L245 189V192L243 193V195L245 196V199L247 200H254L251 203H248L245 202L243 204H241L240 207L238 208H235V205L233 204L230 208V212H231V216L227 215L228 213H224L222 212L221 210H217V208L220 207V205L223 204V202H221L222 200V197L220 196L221 193L217 192L218 190V183L217 182H211L210 185H207L209 186L210 189H213V190H205L203 192L202 189H196V187H185V186H179L178 184V187L175 186L173 183L169 185ZM200 186H202L200 184ZM206 186V187H207ZM224 186V185H223ZM236 186H233V188H231V192L232 193H235L237 190V187ZM76 187V186H75ZM80 187V186H78ZM82 187V185H81ZM145 187V186H144ZM175 187V188H174ZM227 187V186H226ZM226 187H221V188H226ZM229 187V186H228ZM232 187V186H231ZM243 187V186H242ZM247 187V186H245ZM255 187V186H254ZM53 188V187H52ZM51 188V189H52ZM135 188V187H134ZM169 188V187H168ZM209 188H206V189H209ZM241 188V187H239ZM42 189V188H41ZM106 189V188H105ZM81 190V188L79 189ZM78 190V191H79ZM143 190V189H142ZM156 190V191H155ZM171 190V189H170ZM200 190V191H199ZM229 190V189H228ZM227 190V191H228ZM71 191V190H70ZM209 191H213L214 194H209ZM225 191V190H224ZM105 192V191H104ZM125 192V191H124ZM168 192V191H167ZM166 192V193H167ZM208 192V193H207ZM239 192V191H238ZM237 192V193H238ZM42 193V192H41ZM224 193V192H223ZM264 193V192H263ZM81 194V193H80ZM230 194V193H229ZM29 195V194H28ZM83 195V194H82ZM235 195V194H234ZM84 196V195H83ZM163 196V195H162ZM220 196V197H219ZM238 196V195H236ZM27 197V196H26ZM65 197V196H64ZM95 197V196H94ZM228 197V196H227ZM226 197V198H227ZM97 198V197H95ZM144 198V197H143ZM176 198V197H175ZM230 198V197H229ZM232 198V196H231ZM22 199V198H20ZM28 197L27 199H23V200H26L28 202ZM93 199V198H92ZM239 199V198H238ZM95 200V199H94ZM107 200V199H106ZM105 200V201H106ZM165 200V199H164ZM40 201V200H39ZM113 201V199H108V202H106V207H110L111 206V202ZM171 201H173V203H171ZM223 201V200H222ZM243 202V200H241ZM78 202V200L76 201ZM167 202V201H166ZM238 202V201H237ZM99 203V202H98ZM101 203V202H100ZM229 203V201H228ZM3 204H5L3 206ZM74 204H77V203H74ZM143 204V203H142ZM149 204L151 206H149ZM47 205V204H46ZM13 208V207H12ZM52 208V207H51ZM45 209V208H44ZM153 210V209H152ZM166 210V211H165ZM151 212V211H149ZM99 213V212H98ZM161 213V215H162ZM167 213V212H166ZM173 214V215H174ZM226 214V215H225ZM167 215V214H166ZM181 215V214H180ZM178 214V216H180ZM22 216V215H21ZM20 216V217H21ZM39 216V215H38ZM165 216V215H163ZM168 216V215H167ZM166 216V217H167ZM23 217V216H22ZM151 217V216H150ZM40 218V217H39ZM170 219V218H169ZM168 219V220H169ZM202 219V220H201ZM221 219H225L227 220V222H225V224H222L221 222ZM24 220H27V219H24ZM29 220V219H28ZM36 220V219H35ZM112 220V219H111ZM146 221H148L146 224H143L141 226H136L135 227V235H137V240L132 244V246L130 247V249H124V248H120V249H114V248H111L109 250H106V251H102L100 248H95V247H91V249H89L88 251L87 250H83V249H79V250H75V253H72V254H69L68 256H61L59 259V256L57 259L60 260V264H96L95 262L99 259H105V257L107 256H113L115 257L114 260H117L118 263L120 264H126V263H132L133 260L137 259L140 255H142L145 251V247H146V244L149 243V242H154L155 241H152L153 240V234H152V230H151V227H155V225L151 224L149 225V220L145 219ZM164 220V219H163ZM167 220V218L165 219ZM198 220V221H197ZM34 221V220H33ZM145 221V222H146ZM178 221V220H177ZM29 222V221H28ZM115 222V221H114ZM144 222V223H145ZM152 222V221H151ZM23 223V222H22ZM154 223V222H153ZM163 223V222H162ZM48 224V223H47ZM155 224V223H154ZM159 224V222H158ZM18 225H21V224H18ZM164 225V224H162ZM174 225V224H173ZM93 226V225H92ZM94 227V226H93ZM23 228V227H22ZM158 228V227H157ZM134 230V229H133ZM159 231V229H156ZM164 230V229H163ZM126 231V230H125ZM27 232V231H26ZM25 232V233H26ZM123 233V232H122ZM133 233V232H132ZM156 234V232H155ZM154 236L158 237V235H155ZM157 234H159L157 232ZM161 234V233H160ZM161 234V235H163ZM106 234H103V236H105ZM178 236V235H182V237L187 241V242H183V241H179L177 239H174L175 237L174 236ZM208 235H210V241H208ZM156 237V238H157ZM174 237V238H172ZM212 237L213 240L211 239ZM20 238V239H19ZM155 238V239H156ZM159 238V237H158ZM182 238V239H183ZM241 239V238H240ZM97 241V240H96ZM238 241V240H237ZM114 242V241H113ZM191 244H190V243ZM27 243V242H26ZM80 243V245H82L81 247H83L84 245H87L88 243H92V240L89 241V239H86V238H82V240L78 242V244ZM97 242H94V244H96ZM119 244V242H118ZM122 244V243H121ZM26 245V246H25ZM113 246V244H112ZM111 246V247H112ZM30 247V246H29ZM29 247H26L27 249ZM40 249L44 248V246L42 245H39ZM118 247V246H117ZM116 247V248H117ZM222 247V246H221ZM47 248V246L45 247ZM37 249H39L37 247ZM70 249V248H69ZM26 250V249H24ZM91 250V251H90ZM23 251V252H22ZM74 251V250H73ZM22 252V253H21ZM49 252V251H48ZM216 252V251H215ZM193 253V252H192ZM260 253V251H259ZM24 257H23V255ZM88 254L92 255V256H96L98 257L99 259H97L96 261L94 260H91L90 258H88ZM191 254V253H190ZM263 254V253H262ZM261 253L260 254H257V253H253V254H249V255H246L244 257H242L239 261H237L236 264H264V254L262 255ZM32 255V254H31ZM38 255V254H35V256ZM64 255V254H63ZM146 255V254H145ZM27 256V255H26ZM90 257V256H89ZM184 257V256H183ZM29 258L30 255H29ZM35 258V257H34ZM46 258V257H44ZM51 258V257H50ZM50 258H47V263H51V262H55L56 259H50ZM145 258V257H143ZM160 258V257H159ZM193 258V257H192ZM235 259V258H234ZM38 260V259H37ZM58 260V261H59ZM107 260V259H106ZM26 260H24L25 262ZM32 261L33 259H30L29 261H26V264H32ZM42 261V260H41ZM105 261V260H104ZM108 261V260H107ZM187 261V260H186ZM196 261V260H195ZM36 262V261H35ZM46 262V261H45ZM190 262V261H189ZM104 263V262H103ZM114 263V262H113ZM112 263V264H113ZM163 263V262H162ZM59 264V263H58ZM100 264V263H98ZM116 264V263H115ZM195 264V263H194Z\"/></svg>",
    "mask_w": 264,
    "mask_h": 264
}]
</instances>
